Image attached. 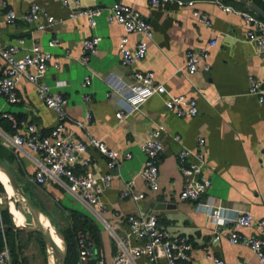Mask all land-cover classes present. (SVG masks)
<instances>
[{
	"label": "crops",
	"instance_id": "crops-1",
	"mask_svg": "<svg viewBox=\"0 0 264 264\" xmlns=\"http://www.w3.org/2000/svg\"><path fill=\"white\" fill-rule=\"evenodd\" d=\"M2 1L0 18L5 13ZM81 1L84 7L104 10L97 27L91 28L85 17L70 18L72 7L64 6L61 0H9L19 18L14 24H0V44H16L19 38L24 37L28 47L37 41L43 48L52 50L53 61L45 81L53 91L60 92L69 101L66 127L78 138L85 139L86 131L76 127L75 121L84 120L90 112L92 119L86 130L119 154L121 177H116L104 193L103 202L107 208L99 217L92 206L65 188L54 183L39 185L32 182L38 155L26 149L15 152L2 133L13 134L16 130L7 119L0 118V140L15 153V166L22 173V186L34 189L40 195L43 193L39 197L41 204L34 200L41 209L44 207L48 212L49 207L57 203L63 208L62 211L56 209L62 214V230L78 221L73 212L93 221L100 230V243L95 242L91 233L83 232L92 239L96 258L98 261L103 258L104 264H113L118 250L107 224L115 228L119 237H125L129 229L126 217L130 214H155L175 233L187 235L193 244L192 264H212L206 256L208 250L221 256L226 264H262L252 249L229 241L231 220L215 223L204 205L181 198L184 176L177 158L182 147L195 148L198 138L204 137L209 165L214 169L209 167L205 170L212 186L201 201L215 204L218 199L222 200L224 206L230 208L225 213L230 219L242 212L264 217V103L249 93L250 76L264 82V58L257 52L255 44L247 40L249 27L243 17L223 10L217 0H196L195 3L197 9L210 15V26L199 23L191 7L175 3L153 7L149 0ZM222 1L237 10L257 14L241 0ZM248 1L256 3L264 11L263 1ZM32 3L44 6L50 14L63 21L46 30L37 29L22 18ZM118 3L136 7L154 30V39L148 43L146 57L132 66L123 65L118 44L123 35H128L130 45H134L139 36L127 33L124 26L109 23L107 19L109 8ZM93 35L100 36L102 40L98 53L85 66L79 60L82 42ZM53 38L60 42L50 48L48 42ZM211 39H217V45L209 56L210 70H199L189 75L185 66L187 50L200 48ZM22 54L24 50L20 52ZM4 70L5 62L0 56V77ZM135 70L154 71L156 79L165 83L169 94L195 97L198 115L179 117L166 108V95L156 94L140 110L131 112L123 122H119L117 112L131 109L127 96L133 93L129 85L134 83ZM89 74L92 82L86 87L83 83ZM17 88L21 101L7 104L1 99L0 110L13 113L19 120L37 124L44 133L49 132L57 124V114L45 105L37 95L35 85L26 78L18 82ZM86 95H90L89 101L85 100ZM160 124L165 126L162 136L164 150L159 157V189L152 190L138 176L146 160L141 147ZM176 134L181 136L180 141L174 140ZM88 153L93 159L91 169L97 173L106 172L107 158L93 148ZM127 153L132 157L126 159ZM132 178H135V188L145 193L138 202L121 195L125 181ZM32 197L35 199L34 195ZM9 212L12 224L3 225L1 229L3 233L6 229L12 230L19 259L34 264L22 244L23 234L31 231L23 229L10 209ZM242 232L251 234L258 233V230L243 228ZM11 257L13 263L14 258ZM137 264L166 262L161 259L153 263L144 256L137 260Z\"/></svg>",
	"mask_w": 264,
	"mask_h": 264
},
{
	"label": "built area",
	"instance_id": "built-area-1",
	"mask_svg": "<svg viewBox=\"0 0 264 264\" xmlns=\"http://www.w3.org/2000/svg\"><path fill=\"white\" fill-rule=\"evenodd\" d=\"M264 2V0H261ZM66 7H72L70 18L85 17L91 28L97 27L100 17L104 14L102 8H89L82 5L81 0H61ZM151 6L157 7L163 3H175L178 6H188L193 9L195 19L206 26L211 25V17L195 7L196 0H149ZM220 7L227 12H235L243 17L248 25L247 40L253 42L257 52L264 58V19L250 11L237 10L227 5L222 0H217ZM5 9L4 17L0 18V24H14L19 18L16 10L9 0H3ZM22 18L39 30L62 22L47 9L32 3L23 13ZM109 23L124 26L127 33H135L139 36L134 45H130L128 35H123L118 44L121 61L125 66H132L142 61L148 52V43L154 39V30L151 23L133 5L118 3L109 8L107 12ZM102 38L98 35L86 38L82 42L80 62L87 66L91 58L98 53ZM59 39L53 38L48 42L50 48L59 44ZM217 45V39H211L208 43L197 49H189L186 52V69L189 75L199 70L209 71L211 65L209 56L211 49ZM24 50V54L20 52ZM0 56L5 62V70L0 77V100L4 99L7 104H16L21 101L18 92V82L26 78L36 87L37 95L45 105L57 114V124L44 133L37 124L26 120L17 119L13 113L0 110V118L9 120L16 130L13 134L2 133L12 145L15 152L23 150L31 151L38 155L37 168L31 181L46 185L57 184L77 198L82 199L92 206L97 215L106 210L103 202L104 193L112 186L116 177H121V158L119 154L110 149L106 143L92 136L87 130V124L92 115L87 112L84 120H76L75 125L86 131V138H78L74 131L66 127L68 116V99L60 92L52 90L45 81L50 63L53 61L51 49H45L34 41L30 47L26 46V39L21 37L16 44H0ZM134 83L129 85L133 93L127 96L131 106L130 110H119L117 118L123 122L131 112L138 111L142 105L153 95H166V108L179 117H195L199 113L195 97L186 94H169L164 82L156 79L154 71L135 70ZM92 82V75L85 77L84 86ZM138 85V87L133 86ZM249 93L257 97L260 103H264V82L255 76H250ZM90 100V95L85 96ZM165 126L160 124L152 131L149 138L142 145V151L146 156L145 163L138 172L145 184L152 190L159 189V157L164 150L163 132ZM174 140L180 141L179 134L174 135ZM93 148L107 158V171L94 172L91 169L93 159L88 153ZM132 157L131 153L125 155L126 159ZM179 168L184 176L181 198L201 203L208 208L210 216L215 223L226 220L232 221L228 230V239L232 244H241L249 247L264 264V217L256 216L251 212L239 213L233 219L226 217V211L222 200L218 199L215 204L202 202L203 196L212 186L210 176L205 175V170L210 167L206 152V140L199 137L195 148L182 147L178 155ZM212 170L213 167H210ZM122 197L133 199L135 202L143 199L145 193L135 188V178L125 181ZM6 202V195L0 191V207ZM128 232L125 237H119L115 228L103 221L110 228L116 239L118 250L113 258V264H137V260L147 257L151 262L158 263L161 259L166 264H192L191 253L193 244L187 235L175 233L169 226L161 223L155 214H130L126 217ZM243 228H256L258 233L247 234ZM218 237L215 238L217 240ZM80 264H88L96 258L97 252L90 236L80 231L77 234ZM207 258L212 264H226V261L210 250ZM104 264L103 258L98 261ZM0 264H12L10 247L5 246L0 250Z\"/></svg>",
	"mask_w": 264,
	"mask_h": 264
},
{
	"label": "trees",
	"instance_id": "trees-1",
	"mask_svg": "<svg viewBox=\"0 0 264 264\" xmlns=\"http://www.w3.org/2000/svg\"><path fill=\"white\" fill-rule=\"evenodd\" d=\"M9 122V125L11 126V122ZM7 123V122H6ZM0 156L6 159L10 164L14 165V169L17 171L19 180L22 182V178L20 174H22L20 171L16 169L15 166V153L14 151L8 149L5 145H3L2 141L0 140ZM24 190L27 192L28 188L24 185ZM0 191L7 195V190L4 186V184L0 181ZM73 216L78 217V221H73L71 226L67 230H62L61 232L64 234L67 244H68V256L66 264H80L79 262V250H78V243H77V234L79 231H85L88 233H91L93 236L95 242L98 244L100 243V230L99 227L88 218L82 217L81 214L77 212H73ZM12 224L11 221V214L9 212L8 208H4L0 210V250L7 244L10 247L11 250V256H13L14 260L12 264H30L26 260H20L18 253L16 252V245H15V239L12 238V230L6 229L3 233L1 226H9ZM48 248V247H47ZM46 248V250H47ZM48 264V263H46ZM89 264H99L98 259L94 258L92 259Z\"/></svg>",
	"mask_w": 264,
	"mask_h": 264
},
{
	"label": "water",
	"instance_id": "water-1",
	"mask_svg": "<svg viewBox=\"0 0 264 264\" xmlns=\"http://www.w3.org/2000/svg\"><path fill=\"white\" fill-rule=\"evenodd\" d=\"M241 1L248 5L251 9H253L258 15H260L264 19V11H262L256 3H250L248 0ZM0 169H2L8 175L13 193L18 194L30 210L32 216V224L31 226H22V228L40 234L44 239L45 243L52 247L53 253L55 255L54 264H66L68 256V244L64 234L60 231L58 226L54 224L50 220V218L41 210V208L36 204L34 199L24 191L23 186L20 183L17 171L14 169L12 164H10L6 159L1 156ZM15 207L18 209L17 204H15ZM42 215H45L49 218L55 228L57 236L62 241V245H59L53 238L51 232L43 226L41 221ZM17 228H19V226H17Z\"/></svg>",
	"mask_w": 264,
	"mask_h": 264
},
{
	"label": "rangeland",
	"instance_id": "rangeland-1",
	"mask_svg": "<svg viewBox=\"0 0 264 264\" xmlns=\"http://www.w3.org/2000/svg\"><path fill=\"white\" fill-rule=\"evenodd\" d=\"M26 193L28 195H30L31 197L34 195L35 196L34 200L39 202L40 204L42 203L41 200L39 199V197H41V195L43 193H41V195H40V192H36L34 189H28V191ZM10 202L17 204V206L19 205L18 209H20V211L24 215L25 225L31 226L32 216H31L30 210H29L28 206L26 205V203L20 198V196L18 194H15V193L12 196L7 194L6 195V202L3 205V208L10 209ZM42 208L43 209H41V210H43L44 213L46 212L45 214L50 218V220L54 224H58L59 226L58 225L57 226L59 227L60 231H62L61 227L64 224L63 222L60 221V217L62 214L57 213L56 209H60L62 211L63 208L61 206H59L58 203L56 206L49 207L50 211H48V212L46 211V209L44 207H42ZM64 221H65V219H64ZM22 241H23L22 244L26 248L27 252L29 253V257L31 258V260L34 264H46V263L50 264V257H52V256H53L52 257V264H53L54 255L50 253L49 246L48 245L46 246V243L40 234L35 233V232H30L29 234L25 233V234H23ZM46 248H47V250H46Z\"/></svg>",
	"mask_w": 264,
	"mask_h": 264
},
{
	"label": "bare ground",
	"instance_id": "bare-ground-1",
	"mask_svg": "<svg viewBox=\"0 0 264 264\" xmlns=\"http://www.w3.org/2000/svg\"><path fill=\"white\" fill-rule=\"evenodd\" d=\"M0 181L4 184V186H5L6 190H7V193L10 196H12L14 193H13V190H12V187H11V184H10V179H9L8 175L2 169H0ZM10 210H11L12 214L14 215V217L17 219L18 223H20L22 226H24V215L20 211V209H17L15 207V204L13 202H10ZM41 221H42L43 226L47 230H49L51 232V234H52L53 238L55 239V241L59 245H62V241L57 236L55 228H54L53 224L51 223V221L49 220V218L47 216H45V215H42ZM46 246H47V244H46ZM49 250H50V253L54 255L53 249H52L51 246H49ZM52 257H50V264H52ZM54 263H55V255H54L53 264Z\"/></svg>",
	"mask_w": 264,
	"mask_h": 264
}]
</instances>
